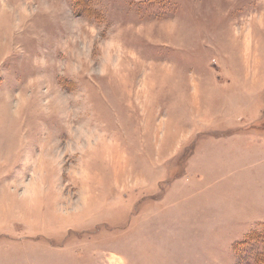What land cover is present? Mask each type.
Segmentation results:
<instances>
[{"label": "rangeland", "instance_id": "obj_1", "mask_svg": "<svg viewBox=\"0 0 264 264\" xmlns=\"http://www.w3.org/2000/svg\"><path fill=\"white\" fill-rule=\"evenodd\" d=\"M263 230L264 0H0V264H258Z\"/></svg>", "mask_w": 264, "mask_h": 264}, {"label": "trees", "instance_id": "obj_2", "mask_svg": "<svg viewBox=\"0 0 264 264\" xmlns=\"http://www.w3.org/2000/svg\"><path fill=\"white\" fill-rule=\"evenodd\" d=\"M264 231V230H263ZM259 234H262V233H259V232H254L252 235H250V238L249 240H258L259 238H261L262 236H264L263 234L261 236H259ZM262 239V242L264 243V237L261 238ZM260 239V240H261ZM256 262L259 264V263H262L264 264V251L262 253L259 254V252L256 254Z\"/></svg>", "mask_w": 264, "mask_h": 264}]
</instances>
